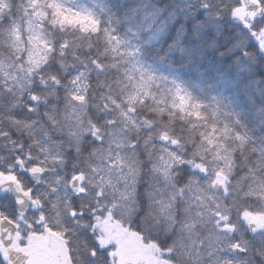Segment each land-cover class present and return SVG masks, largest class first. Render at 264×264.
Segmentation results:
<instances>
[{
    "label": "snow or ice",
    "instance_id": "obj_1",
    "mask_svg": "<svg viewBox=\"0 0 264 264\" xmlns=\"http://www.w3.org/2000/svg\"><path fill=\"white\" fill-rule=\"evenodd\" d=\"M231 13L264 46L260 26L264 0H238ZM0 41L13 49L23 43L27 57L25 61L20 56L14 81L5 77L0 83L4 93L0 110L23 107L38 113L40 106H46L45 125L51 109L63 108L74 143L78 145L86 135L93 144L103 146L108 138L106 151L99 157L101 168L93 165L86 172L83 166L77 167L70 178L48 185L57 199L52 204L54 214H47L44 200L25 187L18 170L43 178L65 166L66 152L73 150L65 151L59 137L53 143L39 122L25 124L33 129L27 154L21 144L11 162L0 157L7 165L0 168V199L13 201V208L19 204L35 211H0V264H41V246L49 250L44 264H77L68 239L75 229H82L86 236L91 233L87 238L94 241L92 247L77 241L76 252L87 248L88 264H125L124 252L130 245L141 253L131 264H175L180 237L196 241L202 254H195L196 264H236L237 256L243 259L249 252L248 245L236 238L240 226L264 238V177L253 183L249 175L264 165V141L257 146L236 126L221 121L216 111L206 114V106L178 87L166 88L163 80L158 82L135 65L129 68L135 53L124 49L120 38L102 28L94 14L74 9L66 0H21L19 4L0 0ZM41 64L51 65L52 71L41 73L37 82L32 74ZM111 74H120L116 81L120 96L112 93L107 79ZM94 83L102 88L96 95ZM92 109L101 115L97 118ZM126 122L140 141L131 147L142 145L151 165L146 181H133L136 203L145 209L142 215L147 214L148 226L139 217L133 221L130 214L118 215L113 210L117 205L101 191L105 169L111 170L110 177L136 167L130 162L126 168L121 152L129 127ZM9 135L0 128V136ZM74 151L80 154L81 149ZM260 172L264 173V167ZM90 191L95 196L91 201L86 199ZM152 224L171 235L161 240ZM173 236L177 241L170 245ZM253 253L255 264H264V247L254 248Z\"/></svg>",
    "mask_w": 264,
    "mask_h": 264
},
{
    "label": "trees",
    "instance_id": "obj_2",
    "mask_svg": "<svg viewBox=\"0 0 264 264\" xmlns=\"http://www.w3.org/2000/svg\"><path fill=\"white\" fill-rule=\"evenodd\" d=\"M20 2L14 0L16 4ZM66 3L94 14L102 28L120 38L124 49L135 53L129 58V68L135 65L157 77L158 82L163 80L166 88L178 87L192 101L206 106V114L216 111L221 121L236 126L257 146L264 141V56L252 31L233 18L231 8L238 0H194L193 3L66 0ZM205 4L210 7L205 8ZM162 91L167 94L166 89ZM47 110L46 106H40L38 113H29L23 107L0 110V116L7 117L3 129L10 133L8 137L0 136V157H7L11 162L21 144L25 146L26 155L32 137L27 132L17 131L12 121L43 125V113ZM91 111L97 118L101 115L95 113V109ZM36 133H40V127H36ZM65 158V166L33 182V195L44 200L47 214H54L52 204L57 199L49 192L48 185L63 176L69 178L77 167L83 166L81 155L74 150L66 152ZM6 166V162L0 160V168ZM18 171L21 182L29 188L32 182L29 173ZM78 235L92 247L94 241L87 238L90 233L86 236L80 231ZM236 238L249 247L243 259L237 256L236 264H255L253 249L264 247V238L254 236L244 226L239 227Z\"/></svg>",
    "mask_w": 264,
    "mask_h": 264
},
{
    "label": "clouds",
    "instance_id": "obj_3",
    "mask_svg": "<svg viewBox=\"0 0 264 264\" xmlns=\"http://www.w3.org/2000/svg\"><path fill=\"white\" fill-rule=\"evenodd\" d=\"M54 31V30H53ZM25 45L23 43L19 44L15 49L10 48L3 41H0V64L3 65L2 69H0V83H3L5 77L9 81H14L17 74V66L20 63V56H25V61L27 59L25 55ZM27 67V64L25 65ZM52 71L51 65L45 67L44 64H41V68L37 70L32 75L36 78L38 82V78L43 73L44 75H48L49 72ZM23 77V74H21ZM110 84H112V93L115 96H120L119 84L116 81L120 80V74H111L107 77ZM94 95L100 93L102 91L101 87H98L94 83ZM4 93H0V96H3ZM3 105V100H0V106ZM139 107V105H137ZM63 108L59 111L55 109H51V113L47 118L48 123L42 125L43 131L50 137L56 138L59 137L61 140L59 143L63 144V148L65 151L74 150L79 147L81 149L80 155L83 159V168L87 172L89 168L96 165L98 168H101L99 157L102 153L106 151L108 146V138L106 137L105 145H97L93 144L91 140L87 138L86 135H82L80 138V142L77 145L73 142L72 137L69 136V126L65 121V117L63 115ZM119 119V116L116 117ZM7 117L0 116V128H4L6 126ZM128 123V133L123 137L121 143V152L125 156V167L127 168L131 163L135 164L136 167L132 168L131 171L124 172L123 176L118 175L117 173H113L110 177L107 173L111 170L105 169V177L102 182L101 191L104 192L107 201H111L115 203L117 206L113 209L118 215L122 212L125 215L130 214L133 221H136L137 217L142 225L148 226L146 223L147 214H143L145 209L142 205L136 203V195H135V185L133 183L134 180H143L146 181L149 176V159L148 156L143 155L144 149L141 145L139 148L131 147L132 143H139V138L135 137L134 129H132L130 122ZM12 126L20 132H27L30 136L33 129L26 128L25 123L20 122L19 124L12 123ZM100 127L103 128L104 124L101 122ZM135 138V141H134ZM87 149V151H84ZM150 154V153H149ZM154 158V157H153ZM147 165V166H145ZM244 165L241 166L243 168ZM250 167V166H249ZM260 167H264L261 165L257 167L255 173H249V175L253 176L252 182L255 183L256 180L264 177V173L260 172ZM142 169V175H141ZM129 188L133 190H128ZM88 200H94L95 196L90 191ZM82 224L88 223L87 220H82ZM154 233H159L160 239H167L171 233L162 229L158 224L150 225ZM82 231V229H75L71 235L68 236L69 241L72 242L73 252L76 254L77 264H88L87 257V248L83 249V252H76V248L79 247L77 241L83 243L84 238L79 236L78 233ZM91 234V233H90ZM177 241V237L173 236L171 240L168 241L170 245ZM196 241L190 237H180L178 243H176L177 252L175 264H196L195 254H200V249L195 246ZM192 254V259H189V255ZM202 264V262H201Z\"/></svg>",
    "mask_w": 264,
    "mask_h": 264
},
{
    "label": "rangeland",
    "instance_id": "obj_4",
    "mask_svg": "<svg viewBox=\"0 0 264 264\" xmlns=\"http://www.w3.org/2000/svg\"><path fill=\"white\" fill-rule=\"evenodd\" d=\"M233 18L244 25V23H242L239 19L235 18L234 16H233ZM254 40H255V42L258 43V46H259V48H260V50L264 56V46H262L261 41L256 36H254ZM29 175L31 176L30 173H29ZM63 179H67V178L65 176H63ZM37 186H39V185H37ZM32 210L35 211L34 209H32ZM48 252H49V250L45 246L40 247L39 252H38V258L41 260V264H44V262L47 260ZM140 255H141V253H140V250L138 249V247H136L135 245L128 246L124 252L125 264L129 263V262H134L135 260L140 258Z\"/></svg>",
    "mask_w": 264,
    "mask_h": 264
},
{
    "label": "flooded vegetation",
    "instance_id": "obj_5",
    "mask_svg": "<svg viewBox=\"0 0 264 264\" xmlns=\"http://www.w3.org/2000/svg\"><path fill=\"white\" fill-rule=\"evenodd\" d=\"M32 181V180H31ZM29 188L32 190L34 189V183L33 181L28 184ZM0 211L7 212L11 214L13 211L17 212L15 208H13V203L10 200H2L0 199ZM126 264H131V262L126 263Z\"/></svg>",
    "mask_w": 264,
    "mask_h": 264
},
{
    "label": "water",
    "instance_id": "obj_6",
    "mask_svg": "<svg viewBox=\"0 0 264 264\" xmlns=\"http://www.w3.org/2000/svg\"><path fill=\"white\" fill-rule=\"evenodd\" d=\"M185 1H191V2H192L193 0H185ZM31 177H32L34 180H38V178H36V177H34V176H32V175H31ZM39 179H40V178H39ZM11 195L13 196L14 199H17L15 193H12ZM16 207H17V209H18L19 212H21L22 210L25 211V210L28 208L26 205H25V206H21V205H19V204H16Z\"/></svg>",
    "mask_w": 264,
    "mask_h": 264
}]
</instances>
